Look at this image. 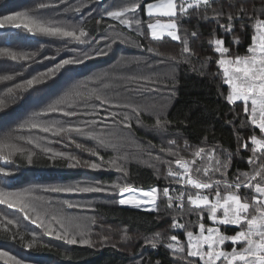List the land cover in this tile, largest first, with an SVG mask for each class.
Listing matches in <instances>:
<instances>
[{
  "label": "trees",
  "instance_id": "trees-1",
  "mask_svg": "<svg viewBox=\"0 0 264 264\" xmlns=\"http://www.w3.org/2000/svg\"><path fill=\"white\" fill-rule=\"evenodd\" d=\"M129 2L0 0V18L27 12L45 21L52 20L60 26H82L88 33L84 38L88 42L78 44L71 41V38L33 35L23 27L0 29V49L29 57L13 60L8 55H0V77H11L0 80V100L4 102L3 107H0V141L9 137V143L36 153L32 156V163H28L24 155L19 153L7 160L0 159V167L8 173H0V189L13 193L28 191L32 197L42 198L36 201L39 204L51 201L53 206L63 208V212L69 214L75 222L84 224L87 238L91 241L90 245L79 242L68 244L66 239L57 238L60 224L52 220L51 216L42 217L55 230L49 235L45 234L44 227L24 220V214L19 208L0 204V224L7 228V231H0V252H7L8 256L15 257L21 264H188V261L196 258L187 257L186 251L174 252L166 246V243L175 242L157 243L153 248L146 241L160 233L161 239L175 234L181 243H186L184 230L172 228L170 222L173 217L179 218L186 227L198 233V227H194L198 222L195 211L181 220L164 202H159V212L123 207L119 204V190L112 186L118 184L143 189L168 186L180 189V185L168 183L165 179L167 166L156 160L158 156L165 160L171 159L160 151L162 146H169L168 139H175L181 148L184 141L193 147L215 146L221 160L230 153L229 178L237 170L252 171L247 162L252 153L242 145L246 142L251 147L250 135L254 133L259 138L264 134L250 125L241 101L228 103V86L223 83L222 70L216 63L218 54L209 40L222 38L232 52L244 55L254 32L247 18L243 25L239 18L234 19L232 29L226 32L216 23L214 11L225 14L220 17L221 22H224L227 13L235 15L237 5L243 4L249 12L253 8L259 10V0H213L206 17L201 10L192 14L193 10L190 9L188 15L178 20L179 34L182 35L185 30L198 33V38L189 36V45L194 54L187 62L184 57L188 54L181 52L180 42L172 41L167 36L162 41L151 39L146 28L149 18L144 12L138 15L144 21L139 27L145 35L135 31V24L128 28L107 15L109 11L127 6ZM40 4L46 6L41 8ZM230 4L231 8L228 6ZM235 39L239 40V44L233 43ZM73 58H83V62L66 65L39 84L8 93L9 88H15L17 84H23L40 73L49 72L63 59ZM129 76L151 78L156 83L150 87L156 90L140 93L127 91L125 85L136 87L135 83L128 81ZM76 92L82 95H70ZM95 93L121 101L132 97L142 107L151 106V113L162 114L161 118H166L170 123L165 130H159L153 127L155 116L145 111L141 113L143 124L138 125L133 119L131 129L113 125L111 120L84 126L82 121L100 120L105 115L106 106H100L94 98L87 99ZM66 94L78 111H91L92 106L96 105L99 117H65L60 113L34 115L66 97ZM61 107L65 105L61 104ZM32 120H56L67 122L66 127L69 124L83 127L84 131L102 137L108 146H101L97 140L75 131L54 136L39 129H30L26 122ZM41 137L45 139L40 140ZM29 138L39 140L52 152H41L34 144L27 143ZM77 144H83L84 147H77ZM87 149L99 151L104 160L100 161L99 157L91 155ZM61 152L76 157L80 161L79 166L69 167V163L75 164L76 161L53 156V153ZM181 155L190 158L189 152L181 151ZM113 159L115 165L126 169L127 175L109 163ZM85 161L100 163L101 167L92 169L84 164ZM69 185H99L106 190L93 193L44 191L53 186ZM188 190L205 191L190 187ZM64 202L82 207L69 209ZM187 206L192 208L191 205ZM29 215L32 213L29 212ZM5 218L17 220L18 223L7 225ZM203 222L206 227L215 226L208 219ZM220 227L222 231L226 230V234H234V226ZM76 238L80 240L79 236ZM224 247L230 250V242ZM0 264L10 262L7 257H3L0 258Z\"/></svg>",
  "mask_w": 264,
  "mask_h": 264
},
{
  "label": "snow or ice",
  "instance_id": "snow-or-ice-1",
  "mask_svg": "<svg viewBox=\"0 0 264 264\" xmlns=\"http://www.w3.org/2000/svg\"><path fill=\"white\" fill-rule=\"evenodd\" d=\"M261 8L254 9L249 12L243 4L237 5L235 15L232 12L227 13L226 21L221 22L220 17L224 16L223 12L214 11L216 23L224 30L230 31L233 27L232 21L239 18L241 24L247 23L254 29L251 35V43L246 47V53L241 55L234 53L225 45L222 38L210 39L209 44L214 46L215 53L218 54L216 63L222 70L223 83L228 86V94L226 99L228 103L235 104L237 101L242 102L243 112L255 129H259L264 134V0H259ZM213 0H130L127 6L116 11L107 13L113 20H118L120 24L132 28L133 24L137 27L135 31L139 35H145V32L139 27L144 21L138 13L144 12L149 18L146 24L147 30L150 32L153 41H162L165 36L170 37L172 41H178L181 45V52L188 54L184 57L187 62L193 51L189 45V36L198 38V33L188 32L185 30L183 34H179L180 26L178 20L184 15L189 14V10H193L192 14H196V10H201L206 17L208 10L212 8ZM46 5L40 4L43 8ZM230 8L232 5H228ZM79 11V9H76ZM100 23V21H97ZM23 27L33 35H42L46 37L71 38L78 44L88 42L84 39L88 36L84 27H65L60 26L52 20L40 19L37 15H29L27 12H19L14 15H5L0 18V29L5 28H21ZM111 27V25H110ZM234 44H239V40L235 39ZM100 54H105L100 52ZM0 55H8L13 60L28 59L26 55H17L8 49H0ZM88 58H91L90 56ZM83 58L63 59L56 68L46 73L27 79L23 84H17L15 88H9L8 93H14L17 90H23L43 82L50 76L55 74L57 69L66 65L82 63ZM11 79V77H0V80ZM128 81L135 83L136 87H128L127 91H155L150 87L156 83L149 77L129 76ZM143 81L144 83H139ZM72 96H81L79 92L70 94ZM99 101L100 106L104 107L105 115L100 120L91 119L84 120V126L96 125L103 121L111 120L113 125H122L124 128L131 129L132 121L135 119L138 125L143 124L141 120L142 112H149L155 116L153 127L159 130H165L166 125L170 123L166 118L162 119V114L151 113V106H141L135 103L132 97L121 101L109 98L102 93H95L87 99ZM4 102L0 100V107ZM64 104L65 107H61ZM71 108L72 110H66ZM127 109L128 111H125ZM49 113H60L65 117L77 116H93L99 117L97 106L93 105L91 111H78L74 104L66 97L49 105L41 113H35V116L46 115ZM67 122L50 120L46 122H37L32 120L26 122L30 129H39L44 133H51L59 136L61 133L75 131L77 134L97 140L98 144L107 147L108 145L102 137L95 133H88L80 126H65ZM24 125H22L23 127ZM9 137L4 141H0V159H9L17 153L24 155L28 163H32V156L35 152H31L16 144L9 143ZM41 137L40 140H44ZM251 147L248 143H243V147L249 150L252 155L248 158V164L252 167L250 172H237L229 178L228 168L231 163V154L229 153L224 160L217 155V148L206 146H191L184 141L183 148L177 145L175 139H168V147L162 146L160 151L165 153L171 159L156 157V160L166 167L165 179L169 184L180 185V189H172L168 186L163 188L151 187L149 190L137 189L128 185H113L114 189L119 190L121 205L130 204L132 207L140 208L147 203L148 210L159 212V200L163 199L168 209L175 208L177 215L182 217L187 211L189 215L194 210L197 216L198 233L186 227L184 222L173 217L170 226L174 229H183L187 236L186 243H181L178 236L171 234L167 237L160 238V233L156 237L147 240L153 248L157 243L165 241H173L175 243H166L169 249L174 252H185L187 257L196 258L188 261V264H264V135L259 138L256 134L250 135ZM27 143L34 144L40 148L41 152H52V149L45 147L39 140L29 138ZM240 145L238 144V147ZM77 147L83 148V144H77ZM5 149H8L6 152ZM91 155L99 157L100 161L104 157L95 149H87ZM181 151L189 152L190 158L181 155ZM25 153H27L25 155ZM53 156L66 157L69 161L75 160L76 163H69V167L79 166L80 161L71 155L65 153H53ZM50 159L53 157H49ZM199 161V162H198ZM109 163L115 165V160H109ZM84 164L92 169L101 167L100 163L85 161ZM173 164L176 168H173ZM117 171L127 175L126 169L121 165H115ZM0 173L8 175L4 168L0 167ZM189 187L195 190L205 191H189ZM242 189L248 190L247 192ZM106 189L99 185H69V186H53L44 189V191L53 193H93L101 192ZM139 192V196H137ZM128 194V198H124V194ZM175 193V194H173ZM42 198L32 197L31 193L6 192L0 189V204H7L9 208L17 207L23 213L24 220H30L31 223L37 224L45 228V234L51 235L55 231L50 223H45L42 217L51 216L60 224V231L57 233L58 239H66L68 244L75 245L78 242L90 245L91 241L87 238V228L84 224L75 222L69 214L63 212V208L53 206L51 201L44 204L36 203ZM66 207L78 208L79 204L72 202H64ZM186 203L192 208H186ZM29 212L32 215H29ZM7 219V218H5ZM208 219L215 226L206 227L203 222ZM17 220L7 219V225L17 224ZM220 226H234V234H226V230L222 231ZM0 231H7L0 224ZM77 236L80 240H77ZM22 238V237H21ZM106 240L107 237H104ZM230 242V250L225 249V244ZM31 246V245H29ZM7 257L10 264H21L15 257L8 256L7 252H0V258Z\"/></svg>",
  "mask_w": 264,
  "mask_h": 264
},
{
  "label": "rangeland",
  "instance_id": "rangeland-1",
  "mask_svg": "<svg viewBox=\"0 0 264 264\" xmlns=\"http://www.w3.org/2000/svg\"><path fill=\"white\" fill-rule=\"evenodd\" d=\"M176 168V166H173V168ZM137 189H143V188H137ZM150 188H148V189H143V190H149ZM177 189H179V188H177ZM137 196H139V192H137V194H136ZM121 198V197H120ZM119 198V199H120ZM124 198L125 199H127L128 198V194L127 193H125L124 194ZM159 202H164L163 201V199H161V200H159L158 201V203ZM120 204V203H119ZM187 204V203H186ZM121 205V204H120ZM188 205V204H187ZM121 206H123V207H128V208H135V207H132L130 204H124V205H121ZM189 206H187V208H188ZM148 208H149V205L147 204V203H145L144 205H142L140 208H135V209H139V210H143V211H149L148 210ZM174 209V208H173ZM173 209H171L175 214H177V212L176 211H174ZM150 212H152V211H150ZM191 214H193V211L191 212ZM190 214V215H191ZM189 215V213L186 211L184 214H183V216L182 217H180V216H178V217H180L181 218V220H185L187 217H189L190 216ZM177 219H179V218H177ZM206 224V223H205Z\"/></svg>",
  "mask_w": 264,
  "mask_h": 264
}]
</instances>
